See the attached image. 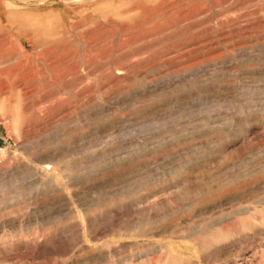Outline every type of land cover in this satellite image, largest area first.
<instances>
[{"label": "rangeland", "instance_id": "obj_1", "mask_svg": "<svg viewBox=\"0 0 264 264\" xmlns=\"http://www.w3.org/2000/svg\"><path fill=\"white\" fill-rule=\"evenodd\" d=\"M72 1L0 0V261L264 264V0Z\"/></svg>", "mask_w": 264, "mask_h": 264}, {"label": "bare ground", "instance_id": "obj_2", "mask_svg": "<svg viewBox=\"0 0 264 264\" xmlns=\"http://www.w3.org/2000/svg\"><path fill=\"white\" fill-rule=\"evenodd\" d=\"M18 1L21 2L22 6L26 7V6H35V4L51 3L55 0H37L36 2H34L32 0H18ZM57 2H59V1H57ZM72 2L78 3L76 0H73ZM46 7H47V5H46ZM55 21H57V20H55ZM31 50H32V52L35 51V47H33ZM42 54H40V52H39V54L35 53V55L32 57H33V59H36L38 61V60L42 59V57H43ZM5 75L8 78H14L12 71L6 73ZM15 87H17V89L20 88V90L17 91L18 94L21 91H23V88H21L20 85L15 86ZM3 89H6V87H4ZM6 95H7V92L1 93L2 97L6 96ZM12 120H13V122H15V126H16L17 116L15 118H12ZM44 163L45 162H40V165L37 166L35 169L36 181L41 182L44 178V179H47L48 182L44 185H42L41 183H39L38 185L40 187L51 189V190H52V188L54 190L56 188L59 189V187H57L55 181L53 180V169H52V167L48 166V165H44ZM151 211L158 213L157 206H151V207H148L144 210H140V214L143 213L142 215L144 217L150 218ZM87 218H88V221H87L88 225L86 228H84L82 230V234H84L85 236H90V238L95 237L98 234V228L96 227L97 222H95V220H91V217H89V216ZM110 221H112V220H110ZM62 233H64V232L59 231V233L51 234V237H49V238H46L48 236H46V237H44V236L36 237L35 236L36 238L32 241L33 243L32 242H24L21 247H18V249L23 250V251H29L28 254L31 256H33V255L37 256V255H41V253L44 251H48V252L65 251L68 247L72 246L73 244H78L80 242V236H78V235L75 236V238H74L75 241H72V242L68 241V237H71L72 234L74 233V226L70 225L68 228H66V233H64V234H62ZM0 262H3V264H4V259H2ZM159 263H160V261H159Z\"/></svg>", "mask_w": 264, "mask_h": 264}]
</instances>
